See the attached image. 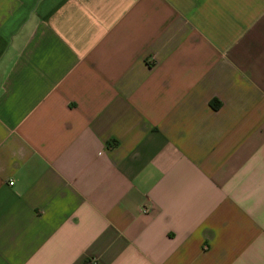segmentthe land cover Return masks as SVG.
<instances>
[{
  "label": "crops",
  "instance_id": "obj_1",
  "mask_svg": "<svg viewBox=\"0 0 264 264\" xmlns=\"http://www.w3.org/2000/svg\"><path fill=\"white\" fill-rule=\"evenodd\" d=\"M0 264H264V0H0Z\"/></svg>",
  "mask_w": 264,
  "mask_h": 264
},
{
  "label": "trees",
  "instance_id": "obj_2",
  "mask_svg": "<svg viewBox=\"0 0 264 264\" xmlns=\"http://www.w3.org/2000/svg\"><path fill=\"white\" fill-rule=\"evenodd\" d=\"M210 106H211L213 109H218V108H219L218 102H211V103H210Z\"/></svg>",
  "mask_w": 264,
  "mask_h": 264
},
{
  "label": "built area",
  "instance_id": "obj_3",
  "mask_svg": "<svg viewBox=\"0 0 264 264\" xmlns=\"http://www.w3.org/2000/svg\"><path fill=\"white\" fill-rule=\"evenodd\" d=\"M10 185H12V182L10 183Z\"/></svg>",
  "mask_w": 264,
  "mask_h": 264
}]
</instances>
